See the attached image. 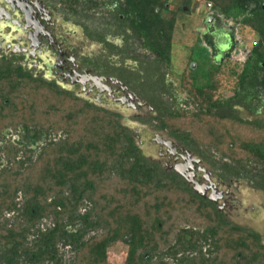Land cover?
<instances>
[{"label": "trees", "instance_id": "trees-1", "mask_svg": "<svg viewBox=\"0 0 264 264\" xmlns=\"http://www.w3.org/2000/svg\"><path fill=\"white\" fill-rule=\"evenodd\" d=\"M60 1L72 15L81 3L90 12L99 5ZM121 1L143 49L136 59L169 67L178 19L196 0H179L176 11L172 0ZM202 1L212 4L214 26L199 37L207 58L195 71L188 63L184 107L158 123L188 145L215 148L220 162L264 173L263 127L205 119L221 117L233 101L218 97L227 74L236 97L240 68L258 70L264 87V0ZM222 36L231 46L216 58ZM243 42L251 43L247 50ZM11 132L19 139L0 148V264H109L121 254L123 264H264L259 235L227 222L186 183L149 163L118 115L20 67L0 68V139Z\"/></svg>", "mask_w": 264, "mask_h": 264}, {"label": "flooded vegetation", "instance_id": "flooded-vegetation-1", "mask_svg": "<svg viewBox=\"0 0 264 264\" xmlns=\"http://www.w3.org/2000/svg\"><path fill=\"white\" fill-rule=\"evenodd\" d=\"M93 1L99 4L93 12L84 10L81 3L79 14L72 15L60 0H0V68L20 67L36 79L54 83L59 90L118 115L138 148L149 151L145 157L149 163L164 174L175 175L212 203L227 222L237 225L232 218L242 203V187L264 194L263 168L250 164L246 174L245 167L237 169L229 160H216L215 148L193 147L162 129L159 120L172 111L168 97L172 95L181 106L184 102L172 94L177 88L161 67L166 65L158 60L136 59L143 49L121 15L123 1ZM68 23L79 24L83 38L72 43L71 37L77 33L66 30ZM209 26L211 23H205L206 29ZM226 36L216 41V58L230 49ZM93 44L98 51L91 50ZM246 44L243 42L241 48L247 50L251 43ZM238 71L243 74L239 97L233 90L234 83H229L235 78L228 79L227 74L224 94L219 92L218 97H233V101L220 111L221 117L205 119H240L264 128V87L259 72H247L245 68ZM242 228L257 233L264 246L261 233Z\"/></svg>", "mask_w": 264, "mask_h": 264}, {"label": "rangeland", "instance_id": "rangeland-1", "mask_svg": "<svg viewBox=\"0 0 264 264\" xmlns=\"http://www.w3.org/2000/svg\"><path fill=\"white\" fill-rule=\"evenodd\" d=\"M172 9L177 10L180 4L179 0H172ZM212 5V4H211ZM186 8V7H185ZM184 8V9H185ZM187 9V8H186ZM167 17L169 13L165 14ZM92 16V15H91ZM88 16L89 20L90 17ZM211 17V10L208 8L207 4L202 0H196L192 9L180 15L178 19L177 30L175 33L173 49H172V60L169 67L162 65L163 70H166L168 79H170L171 84H173L177 92L172 90V94L178 95V97L183 98L185 95L179 90V85L185 76V69L190 61V68L192 66L200 65L202 58H207V51L204 49L205 46L201 43L199 37L205 32V23L210 24L206 19ZM96 18V17H95ZM67 29L71 31H76L77 35L71 37V42L75 43L77 38H83L82 28L77 23H68ZM200 40V41H199ZM92 51H98V46L93 44ZM205 52V53H204ZM193 69V68H192ZM194 71L196 69H193ZM182 93V94H181ZM170 110H176L178 108H183L180 103L175 102L172 99V95L168 97ZM177 103V104H176ZM6 136V140L0 139V148L5 147V143L8 141L16 142L19 139V134L16 132H11ZM143 155L146 157L149 154L148 150L142 151ZM4 156V155H3ZM21 156V155H19ZM2 163H6V158H2ZM241 200V206L237 210L236 217H233L234 223L242 227H250L258 231L263 235L264 240V194L259 192H254L250 189H245L242 187V195L239 198ZM6 219L10 220L11 216L6 215ZM44 226L48 223L44 222ZM47 223V224H46ZM125 260V255H111L109 258V264H123Z\"/></svg>", "mask_w": 264, "mask_h": 264}, {"label": "built area", "instance_id": "built-area-1", "mask_svg": "<svg viewBox=\"0 0 264 264\" xmlns=\"http://www.w3.org/2000/svg\"><path fill=\"white\" fill-rule=\"evenodd\" d=\"M208 8L211 9L212 5L211 4H207Z\"/></svg>", "mask_w": 264, "mask_h": 264}, {"label": "water", "instance_id": "water-1", "mask_svg": "<svg viewBox=\"0 0 264 264\" xmlns=\"http://www.w3.org/2000/svg\"><path fill=\"white\" fill-rule=\"evenodd\" d=\"M186 10H187V9L185 8V9H184V12H186ZM192 68L194 69V68H195V66H192Z\"/></svg>", "mask_w": 264, "mask_h": 264}]
</instances>
